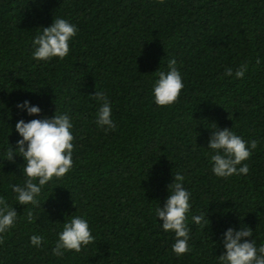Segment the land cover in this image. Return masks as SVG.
<instances>
[{"label":"trees","instance_id":"trees-1","mask_svg":"<svg viewBox=\"0 0 264 264\" xmlns=\"http://www.w3.org/2000/svg\"><path fill=\"white\" fill-rule=\"evenodd\" d=\"M57 16L77 26L70 53L38 63L32 40ZM169 59L184 88L172 106L157 107L151 87ZM245 63L242 79L224 75ZM95 91L111 102L114 131L95 124ZM23 100L42 115L56 107L70 116L73 166L46 186L36 207L14 205L18 219L0 243V264H217L220 234L240 224L264 243V0H0V114L13 129L0 121V159L7 135L13 146L18 138L15 122L36 118L18 112ZM215 125L258 141L243 162L247 175L211 173L205 153ZM22 163L0 161V196L10 204ZM177 172L192 194L191 251L180 258L153 212ZM206 210L203 229L191 216ZM68 215L86 218L94 240L56 257ZM33 234L44 236L42 247L29 244Z\"/></svg>","mask_w":264,"mask_h":264},{"label":"clouds","instance_id":"clouds-1","mask_svg":"<svg viewBox=\"0 0 264 264\" xmlns=\"http://www.w3.org/2000/svg\"><path fill=\"white\" fill-rule=\"evenodd\" d=\"M38 29L39 33L32 40L34 61L48 62L53 58L63 60L69 55L70 42L78 31L75 24L57 16L49 26ZM256 63H260L259 58ZM247 70L248 65L245 63L235 71L231 67L226 68L224 75L239 80L245 76ZM183 88V77L177 62L175 59H169L166 70L156 72L150 92L152 103L157 107H170L177 102ZM90 96L99 105L95 113L96 126L105 133L114 131L116 123L112 115L113 109L106 94L103 91H95V94ZM16 109L27 117L36 118H20L15 122L14 131L18 138L14 146L9 143L10 134L6 138L7 147L3 153L4 158L0 161L15 163V157H20L23 161L20 173L23 180L11 186L15 204H10L6 196H0V243L3 242L4 234L16 225L18 213L14 205L36 207L40 204L38 198L46 186L54 179L64 177L73 166L74 136L70 116L67 113H58L56 107L52 116L42 115L40 106L32 104L29 100L17 103ZM4 115L0 114V121L7 124L11 133L12 126L5 122ZM7 115L11 119L10 110ZM257 147V140H245L231 128L219 129L215 125L208 137L205 153L209 158L211 173L225 180L232 176L247 175L250 169L248 164L243 162L250 159ZM191 195L185 187L184 176L177 172L167 186L163 205L160 206L157 202L153 209L161 230L173 235L171 252L177 258L191 251V236L187 223L192 206ZM208 215L206 210L191 216V221L204 229L209 225ZM26 220L29 224L33 222L31 211L27 212ZM205 225L207 226L204 227ZM241 225L244 224L225 228L220 234L219 243L214 242L216 247L222 249L221 254L216 256L217 264H264V243L258 244L253 230L247 225ZM93 240L88 220L83 216L68 215V219L64 220L61 230L57 233L52 253L56 257H62L66 252L79 253ZM44 242L42 235L33 234L29 237L31 246L39 248Z\"/></svg>","mask_w":264,"mask_h":264}]
</instances>
